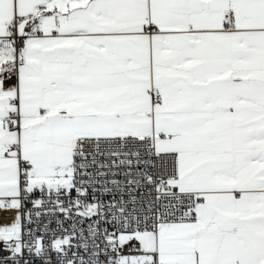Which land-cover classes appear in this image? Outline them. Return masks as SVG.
<instances>
[{
	"label": "snow or ice",
	"instance_id": "1",
	"mask_svg": "<svg viewBox=\"0 0 264 264\" xmlns=\"http://www.w3.org/2000/svg\"><path fill=\"white\" fill-rule=\"evenodd\" d=\"M0 264H264V0H0Z\"/></svg>",
	"mask_w": 264,
	"mask_h": 264
},
{
	"label": "built area",
	"instance_id": "2",
	"mask_svg": "<svg viewBox=\"0 0 264 264\" xmlns=\"http://www.w3.org/2000/svg\"><path fill=\"white\" fill-rule=\"evenodd\" d=\"M4 218L7 219V218H8V215L6 214V215L4 216Z\"/></svg>",
	"mask_w": 264,
	"mask_h": 264
}]
</instances>
